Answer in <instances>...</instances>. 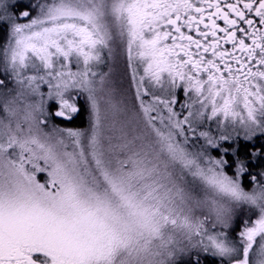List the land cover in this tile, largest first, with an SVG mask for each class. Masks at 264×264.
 Returning a JSON list of instances; mask_svg holds the SVG:
<instances>
[{
  "label": "snow or ice",
  "instance_id": "snow-or-ice-1",
  "mask_svg": "<svg viewBox=\"0 0 264 264\" xmlns=\"http://www.w3.org/2000/svg\"><path fill=\"white\" fill-rule=\"evenodd\" d=\"M0 31V264H264V150L239 152L264 136V0H0ZM120 50L131 105L97 71ZM81 93L89 128H49Z\"/></svg>",
  "mask_w": 264,
  "mask_h": 264
},
{
  "label": "rangeland",
  "instance_id": "rangeland-1",
  "mask_svg": "<svg viewBox=\"0 0 264 264\" xmlns=\"http://www.w3.org/2000/svg\"><path fill=\"white\" fill-rule=\"evenodd\" d=\"M11 2L15 3L16 0H11ZM20 2L22 4H28V3L31 2V0H20ZM21 22H23V21H21ZM0 32L4 36V33L2 31H0ZM109 68L112 69V73H113L114 78L119 82L120 85H122L123 89L125 90L127 101L129 103V105H131L134 102L135 89L132 86L131 70L127 67L126 55L124 54V52L122 50H120L118 52L115 61H108V63L101 65L97 69V71L108 72ZM43 88H44V91L46 92L47 91V87L43 86ZM84 95L86 96V94H83V93H81V95L80 94L79 95L78 94H71L69 96V98L72 99L73 96H74L75 98H74L73 102L76 103V101L82 100L83 97H85ZM84 99H86V97ZM86 101H87V99H86ZM52 104H54V102H51V103L46 105V111L47 112H49V110L47 109V106H50ZM177 110H179V105H178ZM54 112H53V114H54ZM52 126H54V125L51 124V120H50L49 121V128H51ZM89 126H90V123H89V125L86 126V128H74V129L85 130V129H88ZM262 137L264 138V136L257 135V137L251 142H245V141L241 140L239 142L240 143V149H239L240 155L246 153V151H247V144L246 143H250V144L251 143H258L257 141L259 139H262ZM260 145L264 146V143H261ZM212 154L215 155V151H213ZM230 172H232L231 169H230ZM40 174H43V175L41 176ZM39 178H41L45 182V180L47 179V173H43V172L39 173L38 179ZM43 181H41V183H43ZM246 182H248L247 179H246ZM243 184H244L246 189L250 188V186H248V184H246V183H243ZM239 211L240 210H238V213H239ZM200 256H201V258H204V254L203 253H200ZM184 259L186 260V259H188V257H184ZM208 259L211 260L212 258L209 257ZM208 259H205L204 264L207 263Z\"/></svg>",
  "mask_w": 264,
  "mask_h": 264
},
{
  "label": "trees",
  "instance_id": "trees-1",
  "mask_svg": "<svg viewBox=\"0 0 264 264\" xmlns=\"http://www.w3.org/2000/svg\"><path fill=\"white\" fill-rule=\"evenodd\" d=\"M3 37H4L3 34L0 32V44L3 43ZM0 79H5L6 82H8L10 84V86H12V87L15 86L14 83H12L10 75L8 73H5L2 66H0ZM42 90L44 91L43 86H42ZM85 97H83L82 100L76 101L75 104L77 105V107L80 108V111L70 121L65 120L63 118H60V117H56L53 114V112L58 109V104L55 101H49L47 104L54 102V104L47 106V109L49 110L48 119H49V121L51 120V124L57 125L61 128H73V129L74 128H86V126L89 125V123H90V113H89V108H88V102L86 101V99H84ZM177 108H178V106H177ZM247 147H248V145H247ZM215 155H218V153L215 152ZM228 158L230 160H232L230 155ZM41 164H43L42 161H41ZM229 172H230V169H229ZM38 175H39V173H37V180H38ZM40 175L42 176L43 174H40ZM202 260H203V264H204L205 259L202 258ZM209 261L210 260L208 259L206 264H209Z\"/></svg>",
  "mask_w": 264,
  "mask_h": 264
},
{
  "label": "flooded vegetation",
  "instance_id": "flooded-vegetation-1",
  "mask_svg": "<svg viewBox=\"0 0 264 264\" xmlns=\"http://www.w3.org/2000/svg\"><path fill=\"white\" fill-rule=\"evenodd\" d=\"M258 143H248L247 151L246 153L240 155L241 158H245L247 156V153L252 150V149H257V150H264V146L260 145L261 143H264V138L259 139L257 141ZM250 171L255 174L259 173L260 171H264V156L259 157L255 160L250 165ZM247 178H244L243 180H246ZM248 181V180H247ZM249 185V184H248ZM250 186V185H249ZM251 187V186H250Z\"/></svg>",
  "mask_w": 264,
  "mask_h": 264
}]
</instances>
